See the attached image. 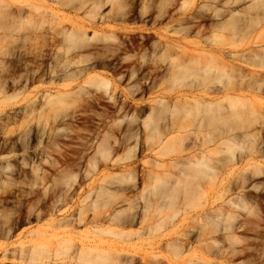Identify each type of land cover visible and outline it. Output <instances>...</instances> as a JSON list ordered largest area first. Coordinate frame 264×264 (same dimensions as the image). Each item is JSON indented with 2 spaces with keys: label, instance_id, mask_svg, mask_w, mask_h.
Wrapping results in <instances>:
<instances>
[{
  "label": "rangeland",
  "instance_id": "1",
  "mask_svg": "<svg viewBox=\"0 0 264 264\" xmlns=\"http://www.w3.org/2000/svg\"><path fill=\"white\" fill-rule=\"evenodd\" d=\"M96 2L102 7L91 13ZM48 6L55 15L28 24L18 41L9 37L6 27H0V74H7L11 61L23 57L27 66H20L16 75H33L26 84L10 81L5 90L0 79V264H88L83 253L89 250L80 253L78 248L106 249L113 244L128 253L111 259L102 256L103 260L90 264H264V107L257 114H240L230 121L232 127L227 122L237 145L232 161H227L231 153L223 146L217 156L220 176L215 191L207 177L196 180L205 192L191 191L192 180L191 187L185 188L189 192L175 191L179 194L170 195L171 202L166 198L164 207L153 204L157 193L158 198L150 196L153 206L147 211L142 208L149 194L141 190L140 169L146 172L155 162H169L179 148L170 142L154 143L139 121L158 101L173 105L187 90L189 78L171 81L167 75L200 40L243 55V69L264 76V59L252 58L248 52L264 47L261 5L251 0H56ZM232 10L240 13L231 17ZM6 24L0 9V26ZM42 51L49 67L39 73L35 62ZM260 97L264 101V95ZM136 120L140 130L130 125ZM133 127L139 137L137 142L134 139L136 149L128 152L125 146ZM105 134L119 138L117 143L128 139L124 149L118 143L120 150H112L118 165L106 163L96 152L97 144L107 140ZM133 142L129 149L135 146ZM127 168L139 174L137 189L130 190L132 183L127 182L122 183L126 197L104 195L100 188L117 189L111 182ZM166 202L171 203L167 208ZM94 205L95 211L89 210L87 218H93L95 227L110 226H100L107 233L94 232L90 225L58 228L75 218L81 207ZM109 210H122L120 216L127 218L119 216L118 229V221L107 219ZM135 212L146 216L144 221L138 217L126 227ZM213 212L217 215L214 222ZM175 225H182L179 232L184 236H177ZM69 230L75 249L57 244ZM170 230L174 235L169 239ZM42 245L45 248L33 250ZM178 245L182 249L175 251Z\"/></svg>",
  "mask_w": 264,
  "mask_h": 264
},
{
  "label": "bare ground",
  "instance_id": "2",
  "mask_svg": "<svg viewBox=\"0 0 264 264\" xmlns=\"http://www.w3.org/2000/svg\"><path fill=\"white\" fill-rule=\"evenodd\" d=\"M55 1L56 0H0V9H2V16L5 17L7 20L6 26L1 25L0 27L3 30L5 29L4 27H6L5 32H9L8 33L9 37L14 39V41H15V39H17L16 41H18L19 39H21L18 37V35L21 34V32L23 30H24L23 32H25L27 30L26 26L28 24L33 25L36 22L43 20L46 16L55 15V13L53 11L48 10L49 9L48 3H52ZM251 2L252 3H259L261 5L262 13L264 14V0H251ZM101 7H102L101 2H96L93 5V7L90 9V10L94 9L93 11H91V13H93L94 11L99 12ZM232 12H233V14L231 15V17L238 15L240 13V10H237V11L232 10ZM71 34H72V30L68 35H71ZM77 34L81 35V32H79L77 30ZM200 34H201V31L199 30L197 32V35H200ZM5 36H7V35H5ZM21 37H23V36H21ZM23 38H25V37H23ZM1 39H2V37H1ZM201 41H203V40H200V42ZM200 42H196L194 44V48L188 54H185L184 49L179 47L178 50L182 49V54L184 53L186 55V57L183 56L180 60H178L177 65H174L175 70H172L171 73L169 75H167V76H169V79H171V81L176 80V79L178 80V78H179V80L181 78H183V79L189 78L190 84L187 85V90L184 91L182 94H180V96L177 98L176 102L173 105L172 104L167 105V103H165L163 101H158L156 103L157 107L156 106L154 108L152 107L150 109L149 113L145 116V118L142 121L139 120L140 123L143 124L142 128H144V129L147 128L146 129L147 132L150 133V134L148 133V138L152 137V139L155 141L154 142L153 140H151L152 143L154 142V143H157V145H159L163 142H164L163 144L170 142V143H172V145H176L175 146L176 149H177V147L179 148L178 154L176 152H175L176 154H174L177 157H175V158L173 157V159H171V160L169 159V162H167V163L162 162V164H160L159 162H155L152 164V166H154V167L151 166L153 169L147 168L149 170H147V171L145 170L146 172H142L144 170L140 169V173H141L140 174V180L142 177V184L141 185H144L143 188H141V190L142 191L145 190V192L144 193L142 192V193L144 195L149 194V195H146V197L148 196V198L150 196L152 197V195L156 196V193L158 194L157 196H159V198L156 196L158 198L157 200L154 198L155 196L152 197L155 200L152 198H149L151 200L148 201V198H146L147 202H145L144 207L142 208L144 211H147L148 207L150 210L152 209V207L150 208V205H152V202H151L152 200H154L153 204L156 205L155 207L159 208V207H162L164 205L166 198H167V201H169V199L171 198L170 195L174 196L175 194H177L178 192L180 193L181 191H182V193H184V191H185V193L189 192V189L186 190L185 188L189 187L192 184L191 183L192 180L195 181L196 184L194 183L193 185H191L192 187L190 186L192 188L191 191H195L196 193H200V191H201V193H202V191L205 190L204 188L199 189V186L196 182V180H200L203 177L208 178L212 190L215 191L217 188L216 187V180H218V176H220V173H219L220 171L218 170L219 169L218 168L219 157H217V156L219 155V153H221L220 150H222L221 148L223 146L225 148V150H224L225 152L227 151V153H231L230 154L231 156L230 157L228 156L230 159L228 158L229 160L227 159V161H232L234 158L233 157L234 154H232V152H233L232 150H234L233 149L234 146L237 145V137L232 134L231 129L229 130V128L231 126L230 123L233 121V119H235V118L237 119V117L240 114H246V113L247 114H257L258 110L264 107V101L260 97L261 94L264 95V76H262L260 73H257V71H249V70L246 71V70H244L242 65H241L243 63V60H242V58L244 57L243 55H237L234 53H227L223 50L224 48H220L215 43H212L209 41L205 42L204 44H201ZM44 43H46L45 40H44ZM251 44H255V43L251 41ZM165 47H166V50L171 49V45H169V44H166ZM248 52H249V56H251L252 58H256L257 60H263L264 59V47H257V50L256 49H249ZM173 55H177V53L173 52ZM44 58H45V54H43V51H42L36 58V62H35L36 72L38 71L40 73L46 67H49L44 62ZM20 66H27V60L23 57L18 58L16 61H11V70L7 74H4V73L0 74L1 86H2V88H4V90L10 87V84H11L10 81H12V84L18 83L20 81H22L23 84H26L27 81H31L33 79V75L32 76L31 75H25V74L24 75L20 74L19 76L16 75ZM262 67H264V65ZM50 75H52V71H50ZM173 78H175V79H173ZM33 104H35V102H33ZM125 115H127V114H125ZM131 116H133V115H131ZM240 116H242V115H240ZM240 116H239V118H240ZM133 117H129V118L133 119ZM131 119H129V120H131ZM153 119H155V120L153 121ZM133 121H135V120H133ZM139 121L136 120V122H135L136 124L133 122V123H130V125L133 124L135 127V125H137V123ZM149 121H151V123L152 122H154V123L150 125V123H147ZM159 121H161L162 123ZM130 122H132V120ZM227 122L229 123L230 126H228ZM223 124H227L226 126H227L228 131L225 130V128H223V127H225V126H223ZM149 125H150V127H149ZM220 125L222 126L221 128H220ZM127 126H128V124H127ZM139 126H136L137 128L136 127L135 128L140 130L138 128ZM128 127L126 129H129ZM134 127L132 128L133 129L132 131H130L131 130L130 129V130H126V132H128V131L131 132L128 134L129 136H127V138L129 137L128 139H130V137H131L130 140L134 141L133 143L135 144V146L133 145L131 147V149H129L130 147L128 148V146L131 142L130 140L128 141V143H129L128 146H125V145H127L128 139L125 140L126 143L123 142L125 144L122 143V139L120 141L121 143L118 142L120 146L123 145V149L125 146V148L128 149V152H131L132 149H136V147H137L135 140L137 142V140H138L137 137H139V135H138L139 132L136 129H134ZM188 127L194 128L193 129L194 131L189 133L187 131ZM218 128H220V129H218ZM135 130L138 133L135 132ZM217 130L218 131L222 130V131H226V132H224V135L222 134L220 136V135L215 134L217 132ZM130 134L131 135L133 134V135L131 136ZM107 135H109V134H107ZM107 135L105 134V136H107ZM246 135L247 134H245L244 136H246ZM105 136L103 138H106ZM109 136L107 137V140H109L108 143H107V140L105 139L106 142H104L105 140L104 141L102 140L97 144L96 152H97V154H100V156L105 158L106 161L105 160L104 161L106 163H108V161H109L110 164L112 163V165H113V163H116V159L118 157L115 156L116 152L114 153V156L117 158L111 157V155L113 156L112 150L114 149V151H115V149H118V148L120 150V146H117V144H118L117 141L119 140V138H113L114 137L113 135H112V138H111V136L110 137ZM123 136H124V137H122L123 140H124V138L126 139V136L125 135H123ZM132 137H134V138L132 139ZM77 138H79V137H77ZM110 139H114L113 140L114 144H112L113 143V141H112L111 145H113V146L116 145V147L114 146V148H112L113 146L110 145ZM116 139H118V140H116ZM148 142H150V141H148ZM152 145H155V144H152ZM130 146H131V144H130ZM180 150L185 151V153L181 152ZM109 156H110V158H109ZM120 158H122V157H120ZM130 165H133V164L131 163ZM137 166L138 165H136V167ZM132 167H134V165ZM136 167H135V169L138 168V167L137 168ZM122 168H124V166H122ZM155 168L157 170H154ZM168 168L172 169L171 171H173V169H174V170H176V172L171 173ZM127 169H126V171H125V169H124V171L122 170L123 173H121V175L118 174L119 176H117V175L114 176L113 179L115 181L113 180L114 184H113V182H111V185H113V187H115L117 185V187H116L117 189H114L112 191V189L109 190V188L105 189L106 187L100 188V190L102 191V193H104V195L109 196V197H111V196L114 197L115 196L114 193H115L118 196L122 194L124 197H126L124 192H125V190L127 191V189L123 188V186H124L123 184H127V182H129V184L132 183L131 184L132 189H130V190H134L136 188V184H137V183H135L136 177H137L136 175H139V174L137 173V171H135L134 168L128 169V170ZM116 177L117 178L120 177V178H118V180H117V179H115ZM198 177H199V179H198ZM137 179H139V178L137 177ZM144 179L148 182H146ZM123 181L126 183H124ZM143 182H144V184H143ZM193 187L195 189H193ZM181 188L185 189V190H182ZM146 189L147 190L149 189L148 191H150V193L149 192L146 193ZM177 190H179V191L175 192ZM152 192H155V194ZM173 192H175V193L173 194ZM144 195L142 197L143 199H144ZM143 199H142V201H145ZM124 201H126V200H124ZM171 201H169V202H171ZM169 202H168L169 205L166 202V206H165L166 208H167V205H168V207L170 206L171 203H169ZM95 209H96L95 205L93 206L92 209H91V206H89L88 208L87 207L86 208L81 207V209H79L77 216L75 218L70 217L69 220H65V222L61 223L58 228L65 229V228L74 227V226H77L80 224V225H83L85 227L90 225L89 228H91L94 232L95 231H97V232L101 231L103 227H100V226L104 225V227H107V226H105L104 223L102 225V224H100L101 221L97 222L95 220V222H97V224L98 223L100 224L99 227H95V225L93 226V223H92L93 218L92 219L87 218V212H89V210H92V212H93V210L95 211ZM140 209H141V207H140ZM215 210L216 209H214L212 211H215ZM110 212H111V215H108L110 213L107 212L108 213L107 219L109 221H112V220H115L116 222L118 221V223H116L114 221L117 224L115 226V229H118L116 227L120 226L119 225V220H120L119 216L123 212H122V210L117 211V212H112V211H110ZM139 212H137V213L139 214ZM104 215L105 214L103 213V215H100V216L102 217ZM94 216L95 217L97 216V219H98V215H94ZM100 216H99V219H101ZM143 216H137L136 212H135V214L129 215V218L126 222L128 226H126V227H131V224L134 221H136L138 219V217L140 219V222H141V220L144 221V219H145L144 217H146V216H144V217ZM198 216L200 217V215H198ZM198 216L196 215L197 219H200V218H198ZM104 217H102V218H104ZM120 217L122 219V216H120ZM216 217H217V215L215 212L211 218V219H213V222H214V220H216ZM116 218H118V220ZM125 218L126 217H123L124 220L127 219V218L126 219ZM193 219H195V218H193ZM183 221H185V220L183 219L181 222H183ZM128 223H130V225ZM122 224H123V222H122ZM109 225L112 226V224L110 222H109ZM124 225H126V224H123V226ZM177 225H175V226H177ZM181 226L176 227V228H179L178 230L175 227L174 228L172 227V228L177 230V231L175 230V233L176 232L178 233L179 230H181L180 229ZM108 227L110 228V226H108ZM108 227H107V229H108ZM112 228H114V227H112ZM121 228H124V227H121ZM107 229H105V230H107ZM102 231H103V233L104 232L107 233V231H104V230H102ZM109 231H112V230L110 229V230H108V232ZM70 233H71L70 230L64 231V234L66 235V237L59 240L60 242H57V244L60 246L69 247V249H75L74 241L72 240ZM168 233H170V232H168ZM171 233H172V231H171ZM119 234H121L120 230H119ZM167 234H165V235H167ZM198 234H200V231ZM173 235L174 234L172 233V235L169 236V239ZM177 236H181V237L184 236L183 231H182V235L179 232ZM199 236L200 235H198L197 238L200 239ZM165 237L168 239L167 236H165ZM162 238H164V237H162ZM159 240L161 242L164 241V240L162 241L161 238ZM147 241L145 240V244ZM170 241H171L170 243L167 242L168 245H172L171 244L172 239ZM156 243H157V241H156ZM161 244H160V246H161ZM164 245H166V244H164ZM43 248H45V245H42L39 247H34L33 250L37 251V250H40ZM157 248H159V247L157 246ZM21 249H22V251H24L23 246L21 247ZM78 249L80 250V253H83L85 250H89V252L83 253L86 256L85 262L88 264H90L91 261H93L95 263V262H99V261L103 260L104 257H102V256H105V257H108L109 259H111L114 256H123V255L128 253V251H126L125 249H122L121 247H119L115 244L109 245L106 249L100 248L99 246H93V247H87V248L82 247V248H78ZM147 249H149V247L145 248V250H147ZM181 249H182V246H180V245L175 247V251H179ZM145 250H143V251H145ZM156 251H157V249H156ZM156 251H154V253H156ZM142 253H144V252H142ZM145 254H147L148 256L154 255V254H152L151 251L149 253H148V251H147V253L145 251ZM145 254H143V255H145ZM98 259H100V260L96 261ZM141 260H142V258H141ZM143 261L145 263L147 261L146 258H144ZM39 264H43V262H41Z\"/></svg>",
  "mask_w": 264,
  "mask_h": 264
}]
</instances>
